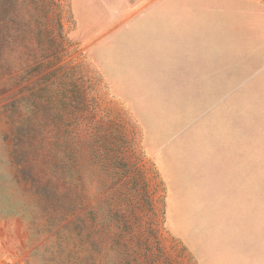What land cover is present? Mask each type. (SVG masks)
<instances>
[{
	"label": "rangeland",
	"instance_id": "obj_1",
	"mask_svg": "<svg viewBox=\"0 0 264 264\" xmlns=\"http://www.w3.org/2000/svg\"><path fill=\"white\" fill-rule=\"evenodd\" d=\"M204 208L264 264V0H0V264H198Z\"/></svg>",
	"mask_w": 264,
	"mask_h": 264
},
{
	"label": "crops",
	"instance_id": "obj_2",
	"mask_svg": "<svg viewBox=\"0 0 264 264\" xmlns=\"http://www.w3.org/2000/svg\"><path fill=\"white\" fill-rule=\"evenodd\" d=\"M211 218V214L205 212L204 208L200 214L201 222L197 228L195 257L198 264H222V252L216 249V233H214L215 235H210L209 233V221ZM214 218H216V213H214Z\"/></svg>",
	"mask_w": 264,
	"mask_h": 264
}]
</instances>
